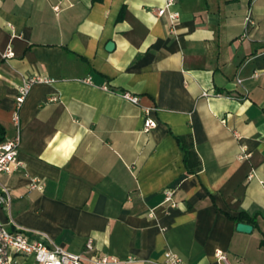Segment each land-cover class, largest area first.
Returning <instances> with one entry per match:
<instances>
[{
	"label": "crops",
	"instance_id": "1",
	"mask_svg": "<svg viewBox=\"0 0 264 264\" xmlns=\"http://www.w3.org/2000/svg\"><path fill=\"white\" fill-rule=\"evenodd\" d=\"M166 1L68 0L55 14V0H0V126L21 162L0 176V222L69 253L91 239L119 264L166 251L218 264L216 250L264 264V0H174L173 27L156 15ZM32 75L55 82L31 88L17 132L16 90ZM242 212L250 233L236 230Z\"/></svg>",
	"mask_w": 264,
	"mask_h": 264
},
{
	"label": "built area",
	"instance_id": "2",
	"mask_svg": "<svg viewBox=\"0 0 264 264\" xmlns=\"http://www.w3.org/2000/svg\"><path fill=\"white\" fill-rule=\"evenodd\" d=\"M68 0H55L52 5V10L58 14ZM174 0H167L162 8L156 10L157 16L167 15L170 24L178 20L179 13L171 10ZM4 57H12L13 52L11 48H6ZM55 79L43 75H32L26 77L22 83L17 87L14 98V110L12 121L19 130V111L24 104L31 88L39 84H52ZM83 83L91 85L90 78L82 80ZM103 90L108 91L107 86L101 87ZM119 96L127 102L138 105V96L129 92H120ZM202 97H208L209 94L202 92ZM51 101H56L57 98H51ZM152 109L142 108L144 122L143 131L149 132L157 126V122L150 117ZM19 137L18 134L12 139H6L0 142V176H10L15 173L20 167L21 162L18 160ZM247 154H243L245 158ZM264 189V182H260ZM44 183L37 178H30L29 190L41 192ZM175 188L167 187L163 191L162 203L170 208L178 206V202L174 199ZM11 198L8 190L0 183V206L9 208ZM26 256L31 257L36 264H119L115 258L109 257L97 252L95 245L91 239H88L83 249L78 253H69L58 246H48L42 240L30 238L22 230L16 228L13 230L8 229L0 222V264H19L17 257ZM215 259L218 264H231L228 256L221 250H216L214 253ZM159 264H184L182 258L172 251H166L163 254V259Z\"/></svg>",
	"mask_w": 264,
	"mask_h": 264
},
{
	"label": "trees",
	"instance_id": "3",
	"mask_svg": "<svg viewBox=\"0 0 264 264\" xmlns=\"http://www.w3.org/2000/svg\"><path fill=\"white\" fill-rule=\"evenodd\" d=\"M93 1H98V0H93ZM2 134H3V132H2V128L0 126V142L4 140L2 137ZM187 154H188V152L186 150H184V159H186ZM255 219H256L255 216L251 217V216L247 215L246 213L242 212L239 214V216L235 220L237 222H244V223L247 222V223L252 224L253 226H256V220Z\"/></svg>",
	"mask_w": 264,
	"mask_h": 264
},
{
	"label": "water",
	"instance_id": "4",
	"mask_svg": "<svg viewBox=\"0 0 264 264\" xmlns=\"http://www.w3.org/2000/svg\"><path fill=\"white\" fill-rule=\"evenodd\" d=\"M109 46L111 47V44H109L108 47ZM236 230L242 233H250L252 230V226L248 223L239 222L236 224Z\"/></svg>",
	"mask_w": 264,
	"mask_h": 264
}]
</instances>
